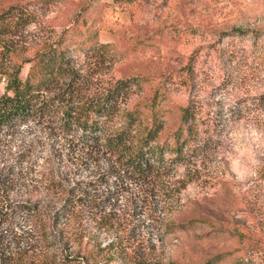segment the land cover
<instances>
[{
	"label": "rangeland",
	"instance_id": "rangeland-1",
	"mask_svg": "<svg viewBox=\"0 0 264 264\" xmlns=\"http://www.w3.org/2000/svg\"><path fill=\"white\" fill-rule=\"evenodd\" d=\"M10 4L27 7L33 14V22L19 30L18 40L30 43L60 31L76 17L82 36L86 30L95 32L93 39L107 43L112 64L105 77L135 79L127 105L163 119L157 141L165 142L174 130L179 107L187 99L203 120L221 127L218 144L209 149L206 160L207 165L218 161L219 171L205 177L188 176L176 209L159 183L139 187L141 180L117 172L108 160L85 153L75 141L55 138L33 124L0 132V195L13 204L14 213H20L22 201L44 196L46 177H58L64 184L79 180L90 201L81 218L71 221L68 228L87 231L83 242L105 243L115 229L124 228L129 240L143 238L150 255L178 263H200L235 248L228 222L240 194L229 183L251 178L264 157V61L259 46L264 38V0H135L130 4L0 0V10ZM234 29L245 31L231 32ZM188 62L191 68L185 74L183 66ZM27 66H21V79ZM3 87L0 76V93ZM230 110L235 112L229 114ZM182 174L183 167L177 166L175 177ZM159 215H170L175 223L193 222L162 234L160 220L155 221ZM14 222L17 233L29 227L20 226L19 218ZM104 264L125 262L113 258Z\"/></svg>",
	"mask_w": 264,
	"mask_h": 264
},
{
	"label": "trees",
	"instance_id": "trees-1",
	"mask_svg": "<svg viewBox=\"0 0 264 264\" xmlns=\"http://www.w3.org/2000/svg\"><path fill=\"white\" fill-rule=\"evenodd\" d=\"M111 1L130 4L135 0ZM26 8L10 4L0 10V76L4 78L0 93V132L33 124L55 138L75 141L85 153L108 160L117 172L141 180L139 187L153 181L152 186L159 183L175 209L188 176L205 177L219 171L218 161L207 165L206 160L209 149L218 144L221 127L213 120H203L190 99L179 107L177 125L165 142L157 141L163 119L154 112L145 115L137 106L127 105L135 79L105 77L112 64L108 61V44L93 39L95 32L89 34L86 30L82 36L76 17L60 31L33 37L30 43L25 38L18 40L19 30L23 31L33 22V14ZM244 31L231 30L238 34ZM259 46L264 61V38ZM26 51L29 52L21 55ZM23 64L28 66L21 79L19 72ZM190 66V62L183 66L185 74L189 73ZM181 82L189 86L186 79ZM156 94L151 99V107ZM177 166L183 167L182 176L175 177ZM59 180L46 177L44 196L22 201L18 205L19 214L0 195V262L104 264L119 258L125 264H218L224 260H229L228 264H264V157L256 164L251 178L229 183L240 194L228 222L237 246L210 255L200 263L164 262L150 255L143 238L129 240L127 237L131 236L124 228L115 229L114 236L105 243L83 242V238L88 239L87 231L68 227L88 208V193L78 185L79 180H69L66 184ZM18 218L23 221L20 226L29 225L21 233L13 230ZM156 218L155 221L160 220L162 234L193 222L175 223L170 215Z\"/></svg>",
	"mask_w": 264,
	"mask_h": 264
}]
</instances>
